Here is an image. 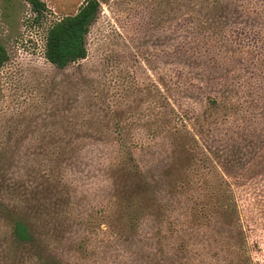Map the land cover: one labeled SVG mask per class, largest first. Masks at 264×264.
<instances>
[{
  "label": "rangeland",
  "instance_id": "374dc122",
  "mask_svg": "<svg viewBox=\"0 0 264 264\" xmlns=\"http://www.w3.org/2000/svg\"><path fill=\"white\" fill-rule=\"evenodd\" d=\"M0 0V264H264V0ZM29 241H18L15 223Z\"/></svg>",
  "mask_w": 264,
  "mask_h": 264
},
{
  "label": "trees",
  "instance_id": "16d2710c",
  "mask_svg": "<svg viewBox=\"0 0 264 264\" xmlns=\"http://www.w3.org/2000/svg\"><path fill=\"white\" fill-rule=\"evenodd\" d=\"M34 14L33 22L38 23L46 12V6L40 0H25ZM105 0H83L78 11L53 22L46 30L44 58L55 68H65L69 64L86 58V36L99 12L100 3ZM6 60L0 47V65ZM14 235L18 241H29L26 227L17 222Z\"/></svg>",
  "mask_w": 264,
  "mask_h": 264
}]
</instances>
